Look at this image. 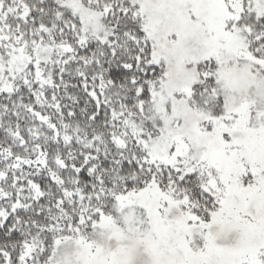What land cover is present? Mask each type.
<instances>
[{
	"label": "snow or ice",
	"instance_id": "obj_1",
	"mask_svg": "<svg viewBox=\"0 0 264 264\" xmlns=\"http://www.w3.org/2000/svg\"><path fill=\"white\" fill-rule=\"evenodd\" d=\"M0 264H264V0H0Z\"/></svg>",
	"mask_w": 264,
	"mask_h": 264
}]
</instances>
